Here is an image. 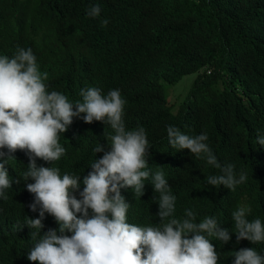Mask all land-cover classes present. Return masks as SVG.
Returning a JSON list of instances; mask_svg holds the SVG:
<instances>
[{"label": "trees", "instance_id": "trees-1", "mask_svg": "<svg viewBox=\"0 0 264 264\" xmlns=\"http://www.w3.org/2000/svg\"><path fill=\"white\" fill-rule=\"evenodd\" d=\"M0 181V261L88 193L137 229L100 264H141L135 223L264 264V0H0Z\"/></svg>", "mask_w": 264, "mask_h": 264}, {"label": "clouds", "instance_id": "clouds-1", "mask_svg": "<svg viewBox=\"0 0 264 264\" xmlns=\"http://www.w3.org/2000/svg\"><path fill=\"white\" fill-rule=\"evenodd\" d=\"M5 189V183L0 181V192ZM96 203L88 193L79 194L78 197L70 194L59 208L56 219L31 233V244L25 245V261L28 263L30 260L32 264H100L105 253L124 251L122 242L125 239L128 242L137 229L128 227L124 238L119 239L124 225L129 221L117 216L108 217L103 212L105 220L98 210L91 211ZM135 224L138 231L148 228L151 243L141 258V264H198L203 255L205 244L202 243L205 242L201 235L192 241H185L183 234L175 233L172 235L173 244L167 249L161 246L162 236L157 229L159 224ZM255 251V247L249 244L238 251L235 247L228 263L245 264L255 255ZM214 259L218 261L215 255ZM0 264L13 263L7 260L0 261Z\"/></svg>", "mask_w": 264, "mask_h": 264}, {"label": "rangeland", "instance_id": "rangeland-1", "mask_svg": "<svg viewBox=\"0 0 264 264\" xmlns=\"http://www.w3.org/2000/svg\"><path fill=\"white\" fill-rule=\"evenodd\" d=\"M195 74H187L183 76L178 82L176 83H165L163 85L165 96L169 102L174 103L173 110L179 108L183 96L186 94L188 89L190 88L192 81L194 79Z\"/></svg>", "mask_w": 264, "mask_h": 264}]
</instances>
